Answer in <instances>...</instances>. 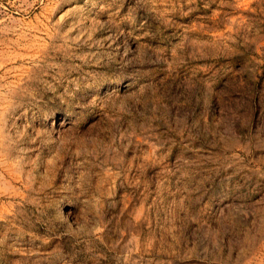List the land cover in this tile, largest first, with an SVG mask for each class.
<instances>
[{"label": "rangeland", "instance_id": "1", "mask_svg": "<svg viewBox=\"0 0 264 264\" xmlns=\"http://www.w3.org/2000/svg\"><path fill=\"white\" fill-rule=\"evenodd\" d=\"M0 264H264V0H0Z\"/></svg>", "mask_w": 264, "mask_h": 264}]
</instances>
